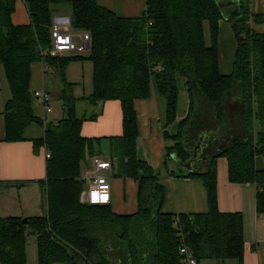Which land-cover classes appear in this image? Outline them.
<instances>
[{"label": "trees", "instance_id": "16d2710c", "mask_svg": "<svg viewBox=\"0 0 264 264\" xmlns=\"http://www.w3.org/2000/svg\"><path fill=\"white\" fill-rule=\"evenodd\" d=\"M16 2L0 0V80L4 73L12 92L4 111L6 141H22L32 123L41 124L45 137L35 140V146L45 145L51 157L42 183L45 214L28 217V224L23 217L0 216V263L28 264L27 232L32 230L38 264H183L176 219L199 262L241 261L243 217L218 207L216 161L227 158L231 182L257 186V210L264 214V169L255 165L257 156L264 157V34L253 28L264 24V14L252 13L250 0H240L241 16L230 20L238 43L234 67L225 75L219 68L223 16L218 0H147L145 12L134 18L121 16L98 0H25L31 17L27 25L12 21ZM60 8L69 10L73 32L90 35L89 54H43L52 49L53 20ZM205 23L210 25L211 45L205 41ZM85 60L93 65V91L78 97L67 69L71 62ZM34 62H43L58 77L63 116L56 122L46 124L34 114L30 90ZM183 90L188 107L179 119ZM153 93L162 103L164 135L173 140L168 150L180 161L190 159L187 149L201 137L212 146L203 153L212 157L209 170L185 175L204 182L206 213H162L165 192L159 173L138 156L135 101ZM233 94L240 96V109L228 104ZM112 99L121 101L123 134L111 138L110 158L117 160V176L139 182V211L133 215H117L110 204L81 201L82 165L95 156L98 141L82 136V125L100 112L79 116L77 104L85 100L96 107ZM172 127L176 131L170 132ZM12 184L16 183L0 182V187ZM147 228L145 239L130 236Z\"/></svg>", "mask_w": 264, "mask_h": 264}, {"label": "crops", "instance_id": "0c3cea01", "mask_svg": "<svg viewBox=\"0 0 264 264\" xmlns=\"http://www.w3.org/2000/svg\"><path fill=\"white\" fill-rule=\"evenodd\" d=\"M98 2L121 16L131 18L141 16L147 7V0H98ZM250 9L254 14H264V0H250ZM68 12L67 8H60L55 13L53 24L63 21L69 23ZM230 20L224 18L221 20L218 39L219 68L222 74L225 75L233 72L238 45ZM12 21L15 25L31 23L25 0H17L12 14ZM70 28L72 30L71 26ZM253 28L258 33L264 34V24L254 25ZM204 34L207 45H211L209 23L204 25ZM76 40L80 41L79 38H76ZM64 55L74 54L66 53ZM89 71H91L93 81V65L89 61L72 62L67 69V78L76 84L75 94L78 97H81V91L79 92L78 89L84 87L82 85H84L86 72L88 73ZM0 84V182L16 183L7 189L0 187V216L33 217L44 215L46 205L42 183L47 178L48 158L46 155L48 151L45 145L36 148L34 141L45 137V126L32 123L24 133V140L16 142L6 141L4 111L7 101L12 96V92L4 73L1 75ZM42 89L50 91L52 100L56 94L59 96L58 77L43 62H34L32 64L30 90L33 94L35 91ZM92 91L86 95H90ZM182 98L186 99V102L180 108L182 113L178 115L179 119L185 116L188 107V96L184 90L182 91ZM81 101L86 102L85 100ZM228 101V104L232 105L234 109L241 108L240 96L233 94L228 97ZM32 103L35 116L46 124L53 121L56 122L63 116V113L60 118H56V115H53V103L51 104L52 111L50 113L46 112L40 101L33 99ZM87 106L84 112H78L79 116H82L91 108L89 103ZM135 109L139 128L138 156L148 160L153 169L159 173V182L165 192L162 213L193 215L208 212V192L204 182L200 178L185 176L190 172L183 167V164L187 162L180 161L174 152L168 150L173 141H170L164 135L165 130L161 122V100L153 93L149 98L136 100ZM95 112H100L95 120H85L83 122L82 136L98 139L95 142V156L110 158L111 138L123 134L121 101L112 99L97 104L88 114L91 115ZM174 130L176 131V127ZM95 156H89L91 159L86 162L81 176L87 169L93 168V158ZM207 160L203 163L201 162L198 168L191 172L204 173L208 171L212 159L208 158ZM116 161L113 160V168L111 170L104 172L112 186L110 207L117 215L136 214L139 211V182L130 177L117 176ZM255 165L258 170H263L264 157L257 156ZM216 169L218 207L220 211L240 213L243 217L244 255L241 261L227 259L220 263L215 259H204L200 261V264H264V214H259L257 210V186L253 183L231 182L229 179L228 160L225 157H218ZM17 183L25 184L19 185ZM86 187L87 185L85 184L84 188ZM30 190L33 192L31 198L36 200L35 207L31 208V214L26 212L28 208H25V204L28 203V197L25 194ZM15 191L18 192L15 197L19 199L18 205L14 204L11 199L16 195ZM8 196L10 197L9 201ZM212 261H215V263H211Z\"/></svg>", "mask_w": 264, "mask_h": 264}, {"label": "built area", "instance_id": "2783aa9c", "mask_svg": "<svg viewBox=\"0 0 264 264\" xmlns=\"http://www.w3.org/2000/svg\"><path fill=\"white\" fill-rule=\"evenodd\" d=\"M67 26V28H65ZM70 23L58 22L52 28L53 46L49 52L43 50V54L51 56L64 55L66 53L82 55L87 50V44L90 45V35L75 36L68 30ZM79 38L80 41H77ZM90 48V46H89ZM33 99L41 102L46 112L52 111L51 102L52 95L46 89L35 91ZM47 158L51 155L47 153ZM113 168V160L111 158H103L95 156L93 158V168L87 169L81 176L82 180L87 185L81 193V201L90 205H109L112 200V186L109 178L104 173ZM174 227L178 238V250L182 258L183 264H200L194 251L187 241V234L180 222V219L174 221Z\"/></svg>", "mask_w": 264, "mask_h": 264}, {"label": "rangeland", "instance_id": "374dc122", "mask_svg": "<svg viewBox=\"0 0 264 264\" xmlns=\"http://www.w3.org/2000/svg\"><path fill=\"white\" fill-rule=\"evenodd\" d=\"M64 7H67V6H64ZM65 28H67V26ZM68 30H69V32L74 34L76 37L84 34V33L83 34L82 33H73L71 28H70V26L68 27ZM89 51H90V49H87L86 52L83 53L82 55L89 54ZM85 61H89V60H85ZM73 62H76V61H73ZM80 63H81V61H80ZM80 68H81V66H80ZM83 83H84V85H82V86H84V87H81V89L80 88L78 89L79 92L81 91V93H80L81 97L86 96V94H89V92H91V90H93V81H92L91 71H89L88 73L86 72V77H85ZM76 88H77V86H76ZM56 95L53 97V100H52L51 104L53 103L52 106L54 108V114L53 115H56V118H60L62 116V113H63L62 103H61L60 99H58V95L57 96ZM185 102H186V99H183L182 96H181L180 106H179V110H178V115H181L182 111L180 110V108H181L182 105L184 106ZM87 105H88L87 101L86 102H83L81 100L78 101V104H77L78 112L79 113L84 112V110L87 109V107H88ZM93 109H94V107L91 106V108L88 109V112H90ZM172 129H174V128L173 127L170 128L169 131L172 132ZM169 140L173 141L171 139H169ZM89 159H91V157L90 158L88 157L86 159V161L83 163L82 170L85 169V166H86L85 164H86V162H89ZM14 193H16V195H14V197L11 198V199L13 200L14 204L18 205L19 199L15 198L18 195V192L15 191ZM32 193L33 192L30 190L29 192H26V194H25L28 197V203L25 204V206H26L25 208H28L29 211L26 210V212H28L29 214H31V208H34L35 205H36V200L31 198ZM9 198L10 197L8 196V201H9ZM14 208H16V207L14 206ZM25 217H27V216H24L23 218H25ZM148 230L149 229L147 228V230H145L143 232H139L138 231L137 234L131 233L130 236L131 237L136 236L137 239H142L143 236H144V239H145V237H147ZM26 251H27L28 264H38V246H37L35 237L29 236L28 241H27V249H26ZM211 263H215V261H212ZM56 264H65V263L58 262Z\"/></svg>", "mask_w": 264, "mask_h": 264}, {"label": "water", "instance_id": "95a60500", "mask_svg": "<svg viewBox=\"0 0 264 264\" xmlns=\"http://www.w3.org/2000/svg\"><path fill=\"white\" fill-rule=\"evenodd\" d=\"M220 11L222 13V16L224 19H232V18H239L241 16V6H240V0H221L218 2ZM89 44H87V49H89ZM218 148H223V146H220ZM189 153L191 154L190 159L187 161L186 164H183V167L188 170L192 171V163L197 159V157L200 154H203L204 152H207L209 150H212L211 144H208L204 137H201L199 140V143L194 147H189L187 149ZM205 160L208 159V155H205ZM23 222L25 224H28L29 220L27 217L23 218ZM195 224V223H194ZM27 235L34 236L35 232L32 230H29L27 232Z\"/></svg>", "mask_w": 264, "mask_h": 264}, {"label": "flooded vegetation", "instance_id": "af4514ba", "mask_svg": "<svg viewBox=\"0 0 264 264\" xmlns=\"http://www.w3.org/2000/svg\"><path fill=\"white\" fill-rule=\"evenodd\" d=\"M204 157L205 156H203V154H200L198 157H197V159L192 163V170L194 171L196 168H198V165H200L201 164V162L203 163V162H205V161H208V160H205L204 159ZM208 158H211L212 159V157H209L208 156Z\"/></svg>", "mask_w": 264, "mask_h": 264}, {"label": "bare ground", "instance_id": "6f19581e", "mask_svg": "<svg viewBox=\"0 0 264 264\" xmlns=\"http://www.w3.org/2000/svg\"><path fill=\"white\" fill-rule=\"evenodd\" d=\"M44 206V205H43ZM43 209V208H42Z\"/></svg>", "mask_w": 264, "mask_h": 264}]
</instances>
